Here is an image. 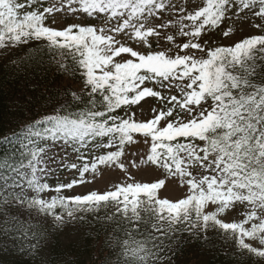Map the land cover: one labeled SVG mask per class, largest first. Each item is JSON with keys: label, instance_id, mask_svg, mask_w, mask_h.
Masks as SVG:
<instances>
[{"label": "snow or ice", "instance_id": "1", "mask_svg": "<svg viewBox=\"0 0 264 264\" xmlns=\"http://www.w3.org/2000/svg\"><path fill=\"white\" fill-rule=\"evenodd\" d=\"M33 44L22 67L45 52L78 84L0 136V237L33 235L32 216L57 232L91 218L113 233L105 264H165L184 234L264 264V0H0V50ZM169 184L180 198L161 195Z\"/></svg>", "mask_w": 264, "mask_h": 264}, {"label": "trees", "instance_id": "2", "mask_svg": "<svg viewBox=\"0 0 264 264\" xmlns=\"http://www.w3.org/2000/svg\"><path fill=\"white\" fill-rule=\"evenodd\" d=\"M36 47L33 44L13 53L0 51V136L52 113L64 99L61 95L57 102L56 94L66 88L73 90L78 84L77 80L62 72L50 54L45 52L40 53L39 60L22 67L21 61L29 60L25 53ZM17 136L19 139L14 138L13 144L24 139V132H18ZM8 151L19 155L21 149L9 147ZM89 221L78 225L80 236L72 241H64L49 225L23 222L33 235H22L25 230L21 229L15 233L14 241L0 237V264H105L114 244L107 238L113 233L101 231L98 223L91 218ZM36 233L39 236L34 239ZM209 235L208 242L188 234L177 236L179 243L173 241L168 245L175 251L170 262L165 258V264H242V260L247 259L238 257L231 243ZM33 243H38V249L27 252ZM108 264H115V257H111Z\"/></svg>", "mask_w": 264, "mask_h": 264}, {"label": "rangeland", "instance_id": "3", "mask_svg": "<svg viewBox=\"0 0 264 264\" xmlns=\"http://www.w3.org/2000/svg\"><path fill=\"white\" fill-rule=\"evenodd\" d=\"M68 22H72V21H68ZM75 22H82V21H75ZM83 23H86V22H83ZM63 25H57V27H62ZM249 30H245L243 33H237L232 40H228V39H223L221 38L219 32L215 33V34H209L207 36H205L202 40V43H204V46L207 48L209 47L210 45L211 46H217V45H231L233 43V40H236V41H239L242 37L244 36H247L249 35ZM179 39V38H178ZM21 49V48H20ZM1 51V50H0ZM2 53L5 52H10V53H13L15 51H8V50H2L1 51ZM76 86H74V89L75 90ZM143 109L146 111L149 107L151 106H158L156 104V101L153 100V99H149L146 103H143ZM142 119H147V118H150V117H147V116H144V117H141ZM142 150V149H141ZM127 151L129 154L137 151V146H130L127 148ZM129 158H132L131 155H129ZM132 171V174L136 176V179L138 181H148V182H151V181H155L156 179L158 178H162L156 174H152L151 172H136L135 170H130ZM72 178V175H70L69 173L67 172H63V173H57V177L56 179L59 180V181H67L69 179ZM124 176H123V173H120L119 171H116V172H111V173H106L105 176H104V179L103 180H98L97 183L94 185L95 188H98L99 190L103 191L106 189V186L108 184L109 181H112V182H118V181H121L123 180ZM49 180H52L53 178L52 177H49L48 178ZM77 191H84V189H77ZM162 196H166L168 197L169 199L171 200H176L178 198H180L182 196V193L180 191H178L177 189H174L172 187L171 184L168 185V188H167V191H163L161 193ZM41 217H38V216H32V217H29L27 221H23L25 223H36V224H41L40 221H41ZM44 225V224H42ZM56 233L59 235H61V237L63 238V240L65 241H72V240H75L76 238H78L80 236V229H79V226L76 225L75 227H71V228H66L64 229L63 231L61 232H57Z\"/></svg>", "mask_w": 264, "mask_h": 264}]
</instances>
